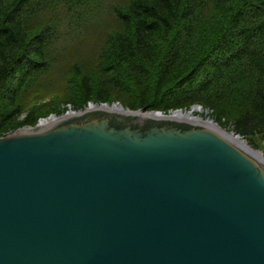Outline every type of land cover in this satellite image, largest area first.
Here are the masks:
<instances>
[{"label": "water", "instance_id": "water-1", "mask_svg": "<svg viewBox=\"0 0 264 264\" xmlns=\"http://www.w3.org/2000/svg\"><path fill=\"white\" fill-rule=\"evenodd\" d=\"M52 117L0 137V264H264V154L239 134L120 103Z\"/></svg>", "mask_w": 264, "mask_h": 264}, {"label": "trees", "instance_id": "trees-1", "mask_svg": "<svg viewBox=\"0 0 264 264\" xmlns=\"http://www.w3.org/2000/svg\"><path fill=\"white\" fill-rule=\"evenodd\" d=\"M93 1L0 0V137L41 118L20 98L48 71L56 33L27 20L51 2L70 9ZM113 11L122 28L101 47L99 70L75 66L74 104L56 115L110 103L116 89L143 111L203 105L254 148L256 137L264 143V0H127Z\"/></svg>", "mask_w": 264, "mask_h": 264}, {"label": "rangeland", "instance_id": "rangeland-1", "mask_svg": "<svg viewBox=\"0 0 264 264\" xmlns=\"http://www.w3.org/2000/svg\"><path fill=\"white\" fill-rule=\"evenodd\" d=\"M126 3L127 0H95L82 7L74 6L69 9L62 3L51 2L27 20V27L32 29H40L48 23L51 24L55 29L56 37L47 48L50 62L48 71L35 79L20 98L26 111L36 110L37 114L41 115L40 120L43 121L56 115L64 103L74 104L72 95L76 86L75 66L78 65L88 74L99 70L101 47L112 32L122 28V23L115 16L113 9L118 4ZM211 12L214 11L209 8L207 13L210 15ZM114 103H120L126 109L140 110L133 108V99L130 95L116 89H112V101L108 104ZM70 108L72 109L68 105L64 114ZM176 110L193 111L194 116L214 121L213 110L200 104ZM220 126L233 131L230 126ZM256 140L258 150L263 153V140L258 137Z\"/></svg>", "mask_w": 264, "mask_h": 264}, {"label": "bare ground", "instance_id": "bare-ground-1", "mask_svg": "<svg viewBox=\"0 0 264 264\" xmlns=\"http://www.w3.org/2000/svg\"><path fill=\"white\" fill-rule=\"evenodd\" d=\"M172 114L175 115L176 117H189V118H192L194 120H200V121L205 120L199 116H194L193 111H190V112L176 111V112H172ZM52 120H53V117H50L49 119L41 121V123H48L49 121H52ZM208 121L210 122L209 119H207L206 122H208Z\"/></svg>", "mask_w": 264, "mask_h": 264}, {"label": "built area", "instance_id": "built-area-1", "mask_svg": "<svg viewBox=\"0 0 264 264\" xmlns=\"http://www.w3.org/2000/svg\"><path fill=\"white\" fill-rule=\"evenodd\" d=\"M90 104H91V103H90ZM90 104H89V105H90ZM72 111H75V110H73V109L70 108L69 110H67L66 113H68V112H72Z\"/></svg>", "mask_w": 264, "mask_h": 264}]
</instances>
